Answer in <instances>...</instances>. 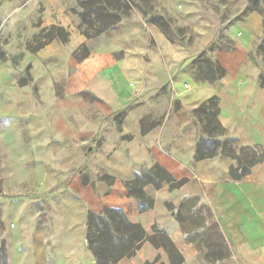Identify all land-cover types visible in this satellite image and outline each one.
<instances>
[{
	"label": "crops",
	"instance_id": "0c3cea01",
	"mask_svg": "<svg viewBox=\"0 0 264 264\" xmlns=\"http://www.w3.org/2000/svg\"><path fill=\"white\" fill-rule=\"evenodd\" d=\"M27 1L0 0L2 22ZM244 6L245 0H232L221 7L232 15L226 35L234 48L211 54L215 80L198 77L191 66L198 50L216 38L207 10L181 19L190 30L187 44L169 40L135 13L91 41L77 36L66 45L49 43L17 64L0 60L4 247L12 234L7 220L29 203L13 229L31 238L28 248L17 246L18 256L23 246L30 264H95L85 243L87 213L117 208L147 234L153 226L164 228L182 264H203L199 248L185 239L166 206L202 195L209 197L233 263L264 264V162L237 180L226 156L195 160L199 130L193 111L210 98L229 135L264 147V134L250 138L243 129L264 116L260 59L250 58L263 36V17L249 11L237 18ZM83 44L87 55L76 57ZM155 164L187 182L172 191L145 185L153 206L140 212L125 183ZM153 253L163 257L161 249ZM229 256L213 264H231ZM134 259L117 264H137Z\"/></svg>",
	"mask_w": 264,
	"mask_h": 264
},
{
	"label": "rangeland",
	"instance_id": "374dc122",
	"mask_svg": "<svg viewBox=\"0 0 264 264\" xmlns=\"http://www.w3.org/2000/svg\"><path fill=\"white\" fill-rule=\"evenodd\" d=\"M80 1L81 0H28L24 4L25 8L20 13L14 15L12 20L3 23L0 19V60L4 63L12 62L17 64L20 59L33 55L52 42L66 45L71 38H78L77 36H82L90 41L95 39L96 37L86 38L83 34L87 26L80 15L83 12ZM162 1L165 3L163 4ZM231 1L232 0H123V3L117 5L114 0H98L96 6L104 8L108 6H118L121 10H123L124 6H127L130 9L117 24L136 13L139 14L145 22L155 26L169 40L179 41L184 44H187L189 41L190 30L183 24L181 19H188L193 15L205 16L206 14L202 10H207L210 20L217 26L216 38L211 44L198 50L191 66L197 72L198 77L210 78L213 75L212 69L214 70L211 54L216 49L229 50L231 48V42L226 35V30L228 24L227 20L231 19L232 15L221 11V7ZM167 3L172 6L169 11L165 8V6L167 7ZM178 6H180V8H178ZM251 9L260 13L264 20V0H245L244 9L237 18H240ZM117 24L110 27L108 30L114 29ZM263 38L264 31L258 46ZM258 46L250 55L252 60L257 58L260 59L261 57ZM87 53L88 49L84 44L79 46L74 52L76 57H82ZM25 81L27 80L25 79ZM263 120L264 116L261 117L260 113L261 123L256 122L254 125L243 124L245 133L248 134L250 138H253L254 134L256 135L257 133L264 134ZM195 125L199 130L196 143L197 147L205 135L202 130V125L196 117ZM214 148L217 152L216 156H226L231 159L233 164L229 169V173L232 170L235 175H240L243 172L250 173L251 168H261L264 162V147L262 144L243 143L238 138L229 135L228 131L219 138V145L214 146ZM251 165L253 166L250 167ZM153 167L154 165L151 166L148 171H152ZM146 174L147 171L141 172L143 179ZM163 185L168 188L166 182H163ZM208 198L202 195L196 196L178 207L170 204L172 210L171 215H173L175 221L181 223L185 239L193 242L199 248L200 260L203 264H213L217 258H227L229 256L226 254V242L222 237L218 222L210 206L205 201L209 200ZM28 207L29 203H25L13 219L7 220V234L8 230L12 231V234L6 236L5 247L3 245V237H1L0 234V264H30V256L24 253L29 249H23V246L27 247L28 243L31 241L28 232L23 231L15 235L13 234L14 226L16 222H19V216L23 211L25 212ZM159 228L167 233L164 228ZM56 238L55 236L53 239L56 240ZM19 245H23L21 248L22 254L20 256L17 255V246ZM143 245L146 247H143ZM143 245L134 256H132L135 257V263L143 264L145 261H154L156 259H158V263L162 262L161 259H165V261L167 260L169 263L167 254L162 248L160 249L163 257L153 253L155 248L150 243L145 242ZM28 257L29 259H27ZM229 260L231 264H234L231 254Z\"/></svg>",
	"mask_w": 264,
	"mask_h": 264
},
{
	"label": "trees",
	"instance_id": "16d2710c",
	"mask_svg": "<svg viewBox=\"0 0 264 264\" xmlns=\"http://www.w3.org/2000/svg\"><path fill=\"white\" fill-rule=\"evenodd\" d=\"M97 2L98 0L80 1V6L83 9L80 15L87 26L83 31L86 38L97 37L107 31L110 27L117 24L130 9L127 6H124L123 10L118 6H108L107 8L99 7L96 6ZM114 2L119 5L123 3V0H114ZM249 11L255 10L251 9L247 12ZM233 48L234 46L231 42V48L229 50ZM258 50L261 55L260 65L262 70L259 76V83L261 87H264V38L258 46ZM212 71V77L204 78L215 80V71L213 69ZM193 116H195L202 125V130L205 135L195 148V160L211 159L217 155L214 146L219 145V138L226 133L225 128L222 127L218 119L219 107L217 102L212 98L207 99L193 111ZM252 166L253 165L250 167ZM148 172L149 171H147L144 179L140 172L135 174L132 180L125 183L128 194L136 199L140 212L146 211L153 206L151 196L143 191L145 185L151 184L157 189L163 185V182H166L169 190L172 191L187 182L186 178L176 180L166 170L156 164L153 170ZM248 173L249 172H243L240 175H235L234 171L231 170L229 174L233 179L238 180ZM166 206L171 213V205L167 203ZM152 232V234H147L141 225L130 222L122 209L104 208L99 213H87L85 226L86 248L91 252L95 264H117L122 259L134 256L140 247L145 242H148L155 249L162 248L167 254L170 264H182L184 260L174 246L169 235L157 226L152 227ZM143 264L164 263H158V259H156L154 261H145Z\"/></svg>",
	"mask_w": 264,
	"mask_h": 264
}]
</instances>
